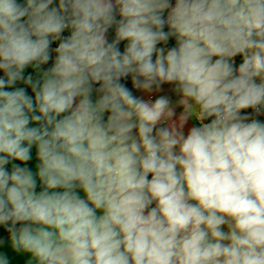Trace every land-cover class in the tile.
<instances>
[{"label":"clouds","instance_id":"obj_1","mask_svg":"<svg viewBox=\"0 0 264 264\" xmlns=\"http://www.w3.org/2000/svg\"><path fill=\"white\" fill-rule=\"evenodd\" d=\"M0 264H264V0H0Z\"/></svg>","mask_w":264,"mask_h":264}]
</instances>
